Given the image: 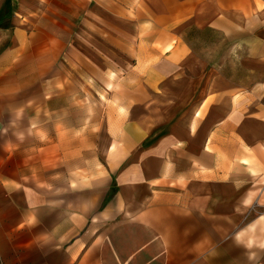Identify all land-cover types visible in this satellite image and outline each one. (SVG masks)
<instances>
[{
	"label": "crops",
	"instance_id": "obj_1",
	"mask_svg": "<svg viewBox=\"0 0 264 264\" xmlns=\"http://www.w3.org/2000/svg\"><path fill=\"white\" fill-rule=\"evenodd\" d=\"M0 264H264V0H0Z\"/></svg>",
	"mask_w": 264,
	"mask_h": 264
}]
</instances>
